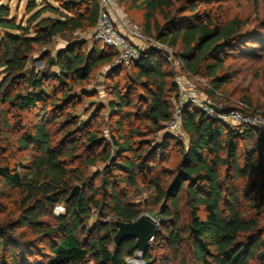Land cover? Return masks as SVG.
<instances>
[{
    "label": "trees",
    "instance_id": "1",
    "mask_svg": "<svg viewBox=\"0 0 264 264\" xmlns=\"http://www.w3.org/2000/svg\"><path fill=\"white\" fill-rule=\"evenodd\" d=\"M121 1L143 11L144 32L176 48L193 74L207 71L215 83L208 91L211 96L219 91L226 81L219 73L238 50L245 26L238 17L223 19L222 0ZM203 3L215 6L204 9ZM37 6L36 0H29L26 14ZM174 8L177 14L172 13ZM46 11L55 16L42 17ZM99 11V0H42V7L24 23V18L11 13L10 5L0 7V122L10 143L7 160L0 162V177L19 192L15 219L0 226V264H127L126 257L139 251L136 240L126 239L116 246L113 237L117 220L134 221L142 215L138 205L126 199V187L136 185L139 176L151 183L156 201L162 203L160 227L153 239L161 248L179 255L186 247L197 264H260L264 227L231 199L226 203L222 169L235 175L257 170L255 159L264 155V132L213 120L198 106L185 104L182 129L187 145L165 133L151 147L152 140L144 135L165 129L175 110L173 99L180 93L178 83L155 48L142 50L141 58L130 64L116 65L113 47L93 37H69L94 29ZM56 37L67 44L54 55L40 57L48 70L28 69L36 46L48 45ZM104 64L110 67L107 80L111 82L106 88L110 98L89 119L79 122L64 109L82 103V96L98 94L84 83ZM125 66L129 72L119 78ZM76 85L82 94L73 93ZM136 90L140 91L137 97ZM240 102L252 108L247 112L257 111L246 100L225 108H236ZM106 108L111 120L118 116L108 138L93 128ZM25 113L32 117L25 119ZM56 122L64 130L62 140L53 137ZM253 135L257 139L253 148L241 145ZM173 147L181 150L182 158L177 176L165 184L152 160ZM31 151L35 152L31 164L25 171L18 169L15 154ZM99 163L104 165L102 171L83 181L87 169ZM261 171L263 176L250 184L246 194L259 215L264 210V165ZM77 181L82 182L79 194L66 202ZM59 204L65 210L55 215ZM94 210L100 219L92 230L87 220ZM51 215L54 223L45 219ZM17 229L22 230L16 233ZM93 233L97 235L91 238ZM40 244L48 255L31 259L33 252L42 254ZM150 244L143 252L144 263L167 264L166 257L158 263Z\"/></svg>",
    "mask_w": 264,
    "mask_h": 264
},
{
    "label": "rangeland",
    "instance_id": "2",
    "mask_svg": "<svg viewBox=\"0 0 264 264\" xmlns=\"http://www.w3.org/2000/svg\"><path fill=\"white\" fill-rule=\"evenodd\" d=\"M29 0H0L1 5H10L11 13L16 14L18 19L24 18V23L33 15V13L42 7V0H36L38 6L29 14H26V6ZM122 2V1H121ZM57 5L55 1L52 2ZM214 4L203 3L200 7L204 9H211ZM125 9L128 6L122 5ZM121 7V8H122ZM129 8V7H128ZM222 15L223 19L231 20L236 17L244 21V31L242 38L238 44V50H236L226 62L225 69L220 72V75L226 76V81L223 86L214 93L212 96L208 92L210 89L214 88L213 78L207 76V71H203L200 75L193 74L187 66L180 63V57L178 55V50L169 45H166L168 52H171L176 59V63H168L166 66L171 70L174 75L175 81L185 82L188 87L196 88L200 96L205 99L211 100V102L224 106H232L237 100H246L251 102L252 106L259 112L264 114V0H222ZM142 11H135L133 18L136 21H141L143 19ZM173 14H177L175 8L173 9ZM190 12H184V15H189ZM44 16H55L52 12L46 11L42 14ZM160 22L163 21L159 17ZM141 28V27H140ZM139 28V29H140ZM136 30V29H134ZM139 31V30H137ZM95 28L91 30H84L75 32L74 35H69L70 38L78 37L80 38H94ZM140 38L145 42V44L157 43L158 41L152 36L148 38L144 30L141 28ZM91 43V42H89ZM67 44L66 40L62 37H56L48 45H37L33 53L30 56L28 69L35 68L36 70H48V66L41 61L40 57L50 53L54 55L58 50L65 47ZM100 46H102L99 43ZM113 66V65H112ZM109 65L104 64L100 68L94 71L91 79L84 83L85 87L94 88L98 90L96 96H82V103L76 104V107H67L64 112H72L77 116L79 122L85 121L90 118L91 114L99 107L100 103H105L109 98V92L106 91L107 85L111 80H107V71L109 70ZM129 72V66H125L124 70L121 71L119 78H124ZM3 78V73L0 70V81ZM185 85V84H184ZM74 92L76 94L81 93V86L76 85ZM218 89V88H217ZM139 90H136V97ZM184 101V98L179 93L177 98L173 99V105L176 107L179 102ZM32 114L25 113L24 118H31ZM118 116L113 117L111 120L109 117L108 109L106 108L102 112V116L97 122L94 123L93 128L99 129V132L108 138L110 131L114 128L115 121ZM15 119H13L14 121ZM239 128V127H238ZM241 128V127H240ZM243 128V127H242ZM1 122H0V162H5L8 158L6 154V149L10 146L9 140L5 137L6 132H4ZM53 137L56 140H62L64 135V130L58 126V122L53 125ZM261 132H264L261 130ZM165 129L158 133H151L144 135L145 138L152 140L151 147L157 146L161 139L165 135ZM11 140L14 137V132L11 133ZM175 139H179L187 145V135L184 133L183 129L179 131ZM85 142L84 140H82ZM13 143V141H10ZM257 142L256 136H248L241 145L247 149H251L255 146ZM9 144V145H8ZM84 144V143H83ZM12 149V154L13 148ZM35 152L31 151L29 153L15 154L14 158L18 169L25 171L27 167L33 161V155ZM116 154V152H113ZM23 157V159H22ZM182 158V153L180 149L173 147L165 152L163 155H155L154 160H152L153 169L156 173L163 176V180L169 183L177 176V166ZM259 161L258 169L251 171L249 173L240 172L235 175L234 171L222 169V181L224 184L226 192V203L230 202V199L235 202L236 206L244 211L248 216L254 217L260 220L261 225L264 227V210L261 215L257 213L258 209L252 207L251 202L254 201L248 197L247 188L252 182H255L263 176L261 171V166L264 165V155L260 158L255 159V162ZM156 165V166H155ZM104 165L99 163L94 167H89L87 169V176L83 181H86L90 177H95L96 173L102 171ZM98 180L94 179V185H97ZM82 186V182H76ZM128 192L127 201L133 202L138 205L141 214H149L157 220H160L161 212L160 208L162 203L156 201L157 195L155 188L150 182H146L141 176H139L138 183L136 185H128L126 187ZM255 200L259 201L258 193L253 194ZM19 197V192L16 188L9 187L3 178L0 177V226L15 219L17 212L15 201ZM264 209V207H263ZM65 210L64 205L59 204L55 207V215H59ZM183 215L186 217V209H183ZM54 215V216H55ZM51 223H54V217L48 216L45 218ZM100 219L98 212L94 210L92 215L87 220V226L89 229H95V226ZM106 220L109 216L105 217ZM22 229H17L16 233H19ZM97 234H92L91 238L96 237ZM31 238L34 234H31ZM24 239V238H23ZM43 247V248H42ZM113 247V246H112ZM111 247V248H112ZM151 251L156 257L158 263L162 258L169 259L167 264H197L191 258L188 248H183L179 255L174 254L168 248L160 247L156 240L151 241L150 244ZM41 249V250H40ZM39 250L42 254H36L33 252L30 256L31 259L38 257L39 259L44 258L48 255V250L45 248L44 244H40ZM36 251V250H35ZM141 251L136 253L134 257H126L127 264H143V254ZM253 264H259L254 262ZM260 264H264V257Z\"/></svg>",
    "mask_w": 264,
    "mask_h": 264
},
{
    "label": "built area",
    "instance_id": "3",
    "mask_svg": "<svg viewBox=\"0 0 264 264\" xmlns=\"http://www.w3.org/2000/svg\"><path fill=\"white\" fill-rule=\"evenodd\" d=\"M100 11L98 22L95 27L94 40L105 46L113 47L117 51L115 64H130L141 58L142 49L136 45L130 33L123 32L118 26L114 13H119L122 7L121 0H99ZM133 35L140 37L137 30H133ZM166 45L157 42L153 45L148 44V48H155L160 55L171 64L176 63V59L171 52L165 48ZM180 63L184 62L180 59ZM185 65V64H184ZM185 84V85H184ZM179 90L184 101L176 103L172 118L166 123L165 132L177 136L182 130L183 107L185 104H193L213 120L227 123L232 126H249L264 131V114L256 112H247L252 110L246 103L240 102L236 108L226 109L224 106L217 105L211 101L203 99L196 88L188 87L185 82H178ZM143 264L144 261H143Z\"/></svg>",
    "mask_w": 264,
    "mask_h": 264
},
{
    "label": "water",
    "instance_id": "4",
    "mask_svg": "<svg viewBox=\"0 0 264 264\" xmlns=\"http://www.w3.org/2000/svg\"><path fill=\"white\" fill-rule=\"evenodd\" d=\"M80 190L81 186L76 185L66 199V202L78 195ZM160 222V220L155 219L149 214H142L134 221L117 220V231L113 237L114 244L119 246L126 239H135L137 249L143 254L159 230Z\"/></svg>",
    "mask_w": 264,
    "mask_h": 264
},
{
    "label": "crops",
    "instance_id": "5",
    "mask_svg": "<svg viewBox=\"0 0 264 264\" xmlns=\"http://www.w3.org/2000/svg\"><path fill=\"white\" fill-rule=\"evenodd\" d=\"M135 11H139V9H137V8H128V7H127V9H125L124 7H122L121 10L119 11V13H114V18H115L118 26L120 27V29L123 32L130 33V37H131L132 41L136 45H138L142 49H146L148 47V45L145 44V42L140 37H138L137 35L135 36V35L131 34L134 29L139 30V31H140L141 28L143 29V21L144 20L142 19L141 21H136L133 18V15H134ZM140 11H142V10H140ZM145 35L148 38H152V36H150V35H148L146 33H145ZM205 99L208 100V101H211V100H209L207 98H205Z\"/></svg>",
    "mask_w": 264,
    "mask_h": 264
}]
</instances>
